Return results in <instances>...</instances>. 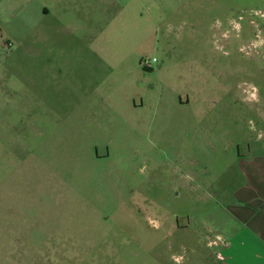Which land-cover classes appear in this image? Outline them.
Segmentation results:
<instances>
[{
  "label": "rangeland",
  "instance_id": "rangeland-1",
  "mask_svg": "<svg viewBox=\"0 0 264 264\" xmlns=\"http://www.w3.org/2000/svg\"><path fill=\"white\" fill-rule=\"evenodd\" d=\"M250 140L264 0H0V264H221Z\"/></svg>",
  "mask_w": 264,
  "mask_h": 264
},
{
  "label": "crops",
  "instance_id": "crops-1",
  "mask_svg": "<svg viewBox=\"0 0 264 264\" xmlns=\"http://www.w3.org/2000/svg\"><path fill=\"white\" fill-rule=\"evenodd\" d=\"M38 1L26 0V3ZM44 1L53 4L55 0ZM231 148L227 147L225 152L229 153ZM235 148L236 169L226 168L219 179L226 183L236 180L238 185L222 209L221 218L227 221L215 219L208 238L217 248L215 256L221 264H264V143L250 140L244 142L243 149L236 144ZM210 183L214 185L213 181ZM226 194L215 191L213 196L224 199Z\"/></svg>",
  "mask_w": 264,
  "mask_h": 264
},
{
  "label": "flooded vegetation",
  "instance_id": "flooded-vegetation-1",
  "mask_svg": "<svg viewBox=\"0 0 264 264\" xmlns=\"http://www.w3.org/2000/svg\"><path fill=\"white\" fill-rule=\"evenodd\" d=\"M149 68V69H148ZM148 68H146L147 70H152L153 69V67H152V64H151V66H148ZM181 100V99H180ZM181 102L183 103V101L181 100ZM189 103H190V100L189 99H187V102H184L183 104H187V105H189Z\"/></svg>",
  "mask_w": 264,
  "mask_h": 264
},
{
  "label": "built area",
  "instance_id": "built-area-1",
  "mask_svg": "<svg viewBox=\"0 0 264 264\" xmlns=\"http://www.w3.org/2000/svg\"><path fill=\"white\" fill-rule=\"evenodd\" d=\"M157 60L156 59H154V61H153V63H155ZM147 66H151V63L150 62H148L147 63Z\"/></svg>",
  "mask_w": 264,
  "mask_h": 264
}]
</instances>
